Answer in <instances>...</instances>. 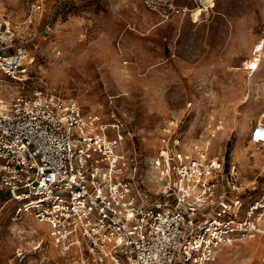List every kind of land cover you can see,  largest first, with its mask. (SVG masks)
I'll list each match as a JSON object with an SVG mask.
<instances>
[{"label": "rangeland", "instance_id": "374dc122", "mask_svg": "<svg viewBox=\"0 0 264 264\" xmlns=\"http://www.w3.org/2000/svg\"><path fill=\"white\" fill-rule=\"evenodd\" d=\"M0 20L33 58L24 82L0 83L2 95L48 90L76 99L85 116L118 124L149 201L161 195L155 165L175 138L180 151L209 139L225 171L236 167L243 194L264 190V145L250 140L253 125L264 123V0H215L201 16L168 19L141 0H0ZM15 212L0 203V264H61L46 227ZM31 241L42 242L41 250L19 262L17 248ZM262 262L264 235L221 246L214 264Z\"/></svg>", "mask_w": 264, "mask_h": 264}, {"label": "built area", "instance_id": "2783aa9c", "mask_svg": "<svg viewBox=\"0 0 264 264\" xmlns=\"http://www.w3.org/2000/svg\"><path fill=\"white\" fill-rule=\"evenodd\" d=\"M141 1L164 19L196 7L207 13L215 3ZM29 57V47L0 20V83L24 82ZM124 139L118 124L85 116L74 98L48 90L10 98L0 92V193L17 216L27 212L46 227L64 264H214L221 246L264 235V190L243 194L236 167L225 171L209 139L180 151L175 138L163 149L155 165L163 189L154 201L136 184ZM250 140L264 145L263 122L253 125Z\"/></svg>", "mask_w": 264, "mask_h": 264}, {"label": "crops", "instance_id": "0c3cea01", "mask_svg": "<svg viewBox=\"0 0 264 264\" xmlns=\"http://www.w3.org/2000/svg\"><path fill=\"white\" fill-rule=\"evenodd\" d=\"M3 193H0V195H2ZM8 203V202H6V198L5 199H2V200H0V203ZM12 205H13V203H12ZM14 206V205H13ZM261 236H263V235H261ZM260 237V236H259ZM258 238V237H257ZM39 242H35V241H31V243L30 242H24V244H26L28 247L27 248H25L24 246H22V245H20L19 246V248H17V250L18 249H22L23 251H24V254H23V256H21V257H17L16 256V254H15V259H17L19 262H21V261H23V260H25V259H27L28 258V256H30V254H32L33 252H37V251H40L41 249H36V250H34V248H35V246L38 244ZM53 249V248H52ZM53 250H55V249H53ZM56 251V250H55ZM17 252V251H16ZM59 254V253H58ZM61 258V257H60ZM47 261H49L48 259H47ZM61 261H62V263L61 264H64V262H63V258H61ZM55 264V263H54ZM59 264V263H58Z\"/></svg>", "mask_w": 264, "mask_h": 264}, {"label": "bare ground", "instance_id": "6f19581e", "mask_svg": "<svg viewBox=\"0 0 264 264\" xmlns=\"http://www.w3.org/2000/svg\"><path fill=\"white\" fill-rule=\"evenodd\" d=\"M198 14V15H202V10L199 7H196L194 10H192V13ZM191 18H192V14H191ZM263 41V40H262ZM262 43L258 44L255 49H254V54H253V59L250 60L249 64L251 67L254 68V70H252L251 72L254 73L257 70V67L259 65V61L261 59V50H262ZM33 62V59H32Z\"/></svg>", "mask_w": 264, "mask_h": 264}]
</instances>
